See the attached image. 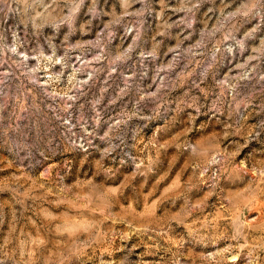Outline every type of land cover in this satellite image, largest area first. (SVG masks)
<instances>
[{
  "label": "rangeland",
  "instance_id": "obj_1",
  "mask_svg": "<svg viewBox=\"0 0 264 264\" xmlns=\"http://www.w3.org/2000/svg\"><path fill=\"white\" fill-rule=\"evenodd\" d=\"M0 264H264V0H0Z\"/></svg>",
  "mask_w": 264,
  "mask_h": 264
}]
</instances>
